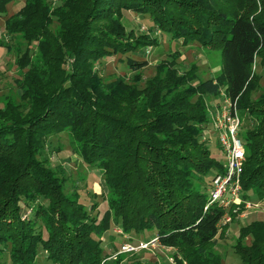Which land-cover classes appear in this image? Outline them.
<instances>
[{"label": "trees", "instance_id": "1", "mask_svg": "<svg viewBox=\"0 0 264 264\" xmlns=\"http://www.w3.org/2000/svg\"><path fill=\"white\" fill-rule=\"evenodd\" d=\"M13 1L0 0V43L19 35L26 47L16 56L20 100L0 109V264H44L40 255L49 264H122L106 252L116 228L129 238L148 232L144 240L157 237L189 264H222L203 257L225 212L206 206L201 191L209 172L223 171L202 140L207 98L237 101L246 122L241 197L264 200V92L249 93L264 77V0H24L7 15ZM124 9L148 14L173 39L219 48V71L202 79L196 63L179 70L171 57L138 87L136 73L148 62L126 53L156 39L129 37L119 19ZM33 44L38 59L29 53ZM112 54L126 55L119 61L133 81L102 78L96 62ZM63 131L82 162L101 171L110 194L104 209L84 204L63 167L51 164L47 138ZM233 252L239 264H264V220L239 226Z\"/></svg>", "mask_w": 264, "mask_h": 264}, {"label": "rangeland", "instance_id": "2", "mask_svg": "<svg viewBox=\"0 0 264 264\" xmlns=\"http://www.w3.org/2000/svg\"><path fill=\"white\" fill-rule=\"evenodd\" d=\"M51 4L57 3L56 0ZM229 3L227 0H224ZM24 0H14L7 5V15H11L17 11ZM257 4V3H256ZM51 6V8H53ZM4 18L5 14L0 13V40L4 34ZM120 21L124 25L126 34L133 39H144L154 37L156 40L147 44L139 52H130V55L137 60H147L148 64L142 68L136 77L139 79L138 87H144L147 79H151L157 73L156 65L164 59L176 57L177 67L179 70H185L191 63L197 64V73L202 79L215 75L221 65L220 49L217 47L202 46L197 41L183 42L181 39H173L166 32L156 28V24L148 14H141L129 10H122ZM5 43H0V109L4 108L9 100H20L22 89L20 87L22 81L23 70H21L16 63V56L21 54L26 47L25 40L21 39L19 35H15L13 39L4 37ZM10 45L9 47L7 45ZM29 53L35 59L38 56L37 49L33 44ZM126 55L112 54L103 56L96 62V68L99 74L105 80L113 79L117 76H125L127 81H133L131 76L133 72L127 66L119 61V58H124ZM38 59V57H37ZM72 61V58H69ZM68 61V62H69ZM258 58L252 65L254 74H260L258 66ZM67 67V65H64ZM255 88L250 91V96L253 99L264 92V77L254 81ZM224 96L222 94L207 98V111L210 127L203 132L202 140L207 143L212 155L221 163L224 160V155L219 149L217 141V133L211 125V114L213 113L217 103H222ZM241 115V113H240ZM242 117V116H241ZM245 125V119H243ZM67 131L51 135L46 141V152L49 155L50 162L53 166H61L66 171L68 176V189L78 187V193L81 201L90 205L93 200L100 203L101 209L105 208V201L102 199L109 198L108 188L102 177L100 170L86 166L80 156L73 152L72 143ZM214 172H209L204 177V185L201 186V191L207 192L209 182ZM250 201V200H249ZM252 206L237 215L235 219L225 223L218 231L217 241L212 245L204 246V258L207 256H217L222 264H239L238 256L233 252V246L236 242L238 229L240 225L249 223L253 220H264V200L250 201ZM259 205V207H258ZM244 216V217H243ZM113 226L108 232L103 235L105 243L109 242V234L113 231ZM117 234V233H116ZM151 236L150 233L133 235L129 238L126 234H117L113 237L112 247L106 248V252L111 253V260H118L130 264H189L188 259L179 253L174 248H166L159 243L147 246L145 248H138L129 252H118L123 244L137 245L139 242L146 241ZM129 238V239H128ZM116 252L115 254H113ZM39 262L49 264L40 255ZM1 262V261H0Z\"/></svg>", "mask_w": 264, "mask_h": 264}, {"label": "built area", "instance_id": "3", "mask_svg": "<svg viewBox=\"0 0 264 264\" xmlns=\"http://www.w3.org/2000/svg\"><path fill=\"white\" fill-rule=\"evenodd\" d=\"M242 124L237 101L224 96L223 102L217 104L211 114V125L217 133V141L224 155L223 171L216 172L212 176L207 189L206 204V206L215 204L225 210L219 226L231 221V213L241 216L244 210L252 206L250 201H243L241 197L240 179L245 162V144L240 134ZM241 204L244 205V209L238 212ZM115 232L123 234L119 228H116ZM157 243H159L157 237H152L137 245L123 244L118 252L134 251Z\"/></svg>", "mask_w": 264, "mask_h": 264}, {"label": "crops", "instance_id": "4", "mask_svg": "<svg viewBox=\"0 0 264 264\" xmlns=\"http://www.w3.org/2000/svg\"><path fill=\"white\" fill-rule=\"evenodd\" d=\"M241 216H242V215H241ZM241 216L239 217V219H241V218H242ZM243 217H244V216H243Z\"/></svg>", "mask_w": 264, "mask_h": 264}]
</instances>
